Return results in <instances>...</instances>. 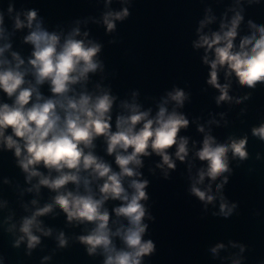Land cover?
I'll list each match as a JSON object with an SVG mask.
<instances>
[{
	"label": "water",
	"instance_id": "water-1",
	"mask_svg": "<svg viewBox=\"0 0 264 264\" xmlns=\"http://www.w3.org/2000/svg\"><path fill=\"white\" fill-rule=\"evenodd\" d=\"M10 4L16 12L37 10L43 27L50 32L63 36L78 27L81 34L87 32L89 40L102 45L99 59L104 70L90 74L87 88L95 91L99 84L110 88L117 97L113 123L115 114L123 111L120 102H131L133 92L138 93L136 102L142 110L151 108L152 115L161 99L174 88L188 95L177 111L189 120V126L180 132L188 138L189 155L184 162L176 160V169L168 170L169 179L157 167L161 158L154 153L142 158L143 167L139 169L140 179L150 182L146 188L149 199L142 203L154 218L146 216L144 220L148 225L144 239H151L156 245L154 254L144 257L143 264H233L234 260L240 264H264V141L252 134L254 127L264 124V84L242 87L234 75L226 79L225 70L221 69L219 82L230 84L228 94L232 100L217 104L220 93L207 83L210 67L203 62L205 50L193 47L199 39L201 21L213 18L202 29L203 34H210L219 31L222 20L230 22L236 12L244 17L238 29V44L241 37L250 34L248 21L264 25V0H0V11L5 13V26L11 33L12 22L7 14ZM123 8H128L130 15L115 21V30L107 32L103 15ZM28 31L18 30L9 37L12 51L25 60L32 51V46L23 42ZM209 58H213L212 54ZM42 91L49 94L48 86L44 85ZM0 103L11 100L0 92ZM173 106L171 102L168 105L170 110ZM199 126L204 132L198 131ZM205 134L212 135L218 143L246 136L248 152L243 161L228 154L231 173H224L228 183L219 192L216 185L222 177L212 183L211 194L217 198L207 206L190 192L198 170L206 167V162L195 157ZM95 144V154L118 171L114 157L106 153L103 138ZM169 153L175 160V147ZM40 170L47 174L46 169ZM36 182L33 179L28 183L14 152L0 147V264H103L102 255L89 256L86 246L76 239L87 235L91 225L69 224L58 208L39 218L43 227L53 230L51 236L35 233L40 236V243L32 250L26 241L13 246L21 235V219L34 210L31 201L35 199L36 207H43L55 195L47 188H41L39 195L34 190L27 191ZM208 184L205 178L204 184L198 186L204 189ZM221 195L229 206L236 204L228 218L213 215L219 212ZM119 204L120 201L109 200L105 207L111 213ZM12 225L15 230L7 231ZM61 231L68 240L64 248L58 246L56 239ZM114 242L123 246L118 238ZM218 244L224 248L214 254L211 249ZM240 246L244 247L243 252Z\"/></svg>",
	"mask_w": 264,
	"mask_h": 264
},
{
	"label": "clouds",
	"instance_id": "clouds-1",
	"mask_svg": "<svg viewBox=\"0 0 264 264\" xmlns=\"http://www.w3.org/2000/svg\"><path fill=\"white\" fill-rule=\"evenodd\" d=\"M7 14L12 22L11 33L5 26V13L0 11V41H4L0 44V92L11 103H0V147L14 152L28 183L33 179L37 181L27 191L34 190L39 195L41 188H47L55 193L51 203L43 207H36L37 200L31 201L34 210L21 219V235L13 246L19 247L26 241L27 248L32 250L40 243V236L35 233L51 236L53 230L43 227L39 218L58 208L69 224L91 225L87 235L76 238L86 246L89 256L99 253L104 257L103 264H143L144 257L154 254L156 245L151 239H144L148 229L144 220L146 216L154 218L142 203L149 199L146 188L150 182L140 179L139 169L143 167L142 158L154 153L161 158L157 167L164 170V178L169 179L168 170L176 169V160L184 162L189 155L188 138L180 135L181 129L189 126V120L177 111L184 106L188 95L174 88L161 99L152 115L151 108L142 110L136 102L138 93L133 92L131 102H120L123 111L115 114L113 123L117 97L110 88L99 84L95 91L87 88L90 74L104 70L99 59L102 45L89 40L88 33L81 34L78 27L63 36L48 31L35 9L16 12L10 4ZM129 15L128 8L106 12L103 24L107 32L115 30V21H123ZM243 19L240 12H236L230 22L221 21L219 31L203 34L202 29L213 20L206 17L197 29L199 39L193 47L205 50L203 62L210 67L207 83L220 93L216 97L217 104L232 100L228 94L230 84L219 82L221 69L225 70L226 79L234 75L242 87L264 84V25L248 21L250 34L241 37L237 44ZM25 28L29 31L23 42L32 46L27 60L12 51L9 39L15 31ZM209 54L213 58L210 59ZM44 85L48 86L49 94L42 91ZM170 102L174 105L171 110ZM198 131L204 132V128L199 126ZM252 134L264 141V124L254 127ZM101 137L118 171L95 154V141ZM229 141L218 143L212 135L205 134L201 147L195 152V157L206 162V167L198 170L190 192L205 206L217 198L211 194L212 183L222 177L216 185L217 192L228 183V176L224 175L231 173L228 154L241 161L248 157L246 136L229 138ZM173 147L175 160L169 153ZM205 178L209 184L201 189L198 185H203ZM109 200L120 201L111 213L105 207ZM24 207L27 211V206ZM235 207L236 204L229 206L221 195L219 212L213 215L228 218ZM15 228L12 225L7 231ZM116 238L122 247L114 242ZM56 239L60 248L67 246L64 232ZM223 248V244H218L211 251L215 254ZM240 250L243 252L244 247L240 246ZM233 264L240 261L234 260Z\"/></svg>",
	"mask_w": 264,
	"mask_h": 264
}]
</instances>
